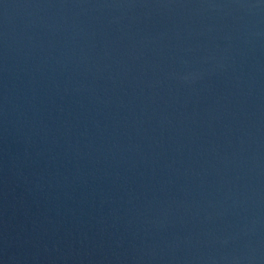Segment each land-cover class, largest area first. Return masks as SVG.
<instances>
[{
    "label": "water",
    "instance_id": "1",
    "mask_svg": "<svg viewBox=\"0 0 264 264\" xmlns=\"http://www.w3.org/2000/svg\"><path fill=\"white\" fill-rule=\"evenodd\" d=\"M0 264H264V0H0Z\"/></svg>",
    "mask_w": 264,
    "mask_h": 264
}]
</instances>
